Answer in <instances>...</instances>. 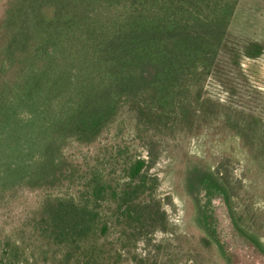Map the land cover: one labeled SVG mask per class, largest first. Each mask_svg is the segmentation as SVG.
Returning <instances> with one entry per match:
<instances>
[{"label": "trees", "instance_id": "obj_1", "mask_svg": "<svg viewBox=\"0 0 264 264\" xmlns=\"http://www.w3.org/2000/svg\"><path fill=\"white\" fill-rule=\"evenodd\" d=\"M237 3L0 0V264H169L154 235L171 232V198L150 172L163 153L179 168L189 138L231 135L264 170V93L238 83L241 58L264 45L229 37ZM212 77L229 100L206 92ZM231 163L185 166L197 264L213 244L223 255L214 196L264 255V215Z\"/></svg>", "mask_w": 264, "mask_h": 264}, {"label": "rangeland", "instance_id": "obj_2", "mask_svg": "<svg viewBox=\"0 0 264 264\" xmlns=\"http://www.w3.org/2000/svg\"><path fill=\"white\" fill-rule=\"evenodd\" d=\"M228 33L235 41L256 40L264 45V0H238ZM240 64L246 85L240 77L239 88L247 87L248 91L249 88H254L264 93V50L254 59L242 57ZM205 90L213 98L229 100V90L216 78L207 80ZM261 112L264 115V110ZM184 149L187 157L182 161V167L176 168L180 155L166 152L150 170L159 178L158 195L161 198H171V204L164 208L172 233L156 232L154 235L155 240L169 245L165 244L174 259L169 264H197L194 259H190L192 254L187 253L189 243L197 242L201 230L196 223L195 208L190 203L186 190V174L183 176L186 165L190 168L197 162L212 167L222 154L231 156L233 174L241 180L242 198L264 215V170L257 162L248 161L237 137L228 135L225 139H220L219 134L203 133L189 138L184 143ZM140 154L145 157V151L141 150ZM199 194L202 195L203 191L200 190ZM207 207L214 237L221 244L223 255H220L213 244L210 249H206V260L211 264H264V255L233 228L221 198L214 196ZM7 228L9 229L8 225ZM261 239L264 242V237ZM138 251H144L143 243L138 244Z\"/></svg>", "mask_w": 264, "mask_h": 264}]
</instances>
